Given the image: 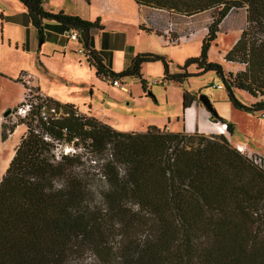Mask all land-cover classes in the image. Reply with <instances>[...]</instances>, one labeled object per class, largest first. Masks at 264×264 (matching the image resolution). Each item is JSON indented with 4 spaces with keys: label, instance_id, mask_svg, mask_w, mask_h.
I'll return each instance as SVG.
<instances>
[{
    "label": "trees",
    "instance_id": "trees-1",
    "mask_svg": "<svg viewBox=\"0 0 264 264\" xmlns=\"http://www.w3.org/2000/svg\"><path fill=\"white\" fill-rule=\"evenodd\" d=\"M18 1L40 39L45 21H54L77 30L89 49L88 32L100 27L98 20L48 10L43 0ZM134 1L177 17L212 10L199 54L169 73L164 56L137 53L115 72L96 51H84L97 76L135 78L147 91L141 65L160 60L164 78L182 82L213 72L232 107L264 113V0ZM236 8L245 9L246 26L224 59L242 68L224 72L207 53L221 20ZM190 64L197 70L192 74L186 71ZM236 90L256 101L243 103ZM195 99L184 91L183 109ZM43 106L62 114L43 120L38 117ZM209 112L232 132V122ZM24 120L26 131L0 179V264H264V171L222 134L211 139L153 125L119 131L46 96ZM14 127H2L1 139ZM43 133L73 141L81 152L54 160V142ZM85 155L92 167L81 161Z\"/></svg>",
    "mask_w": 264,
    "mask_h": 264
},
{
    "label": "crops",
    "instance_id": "crops-1",
    "mask_svg": "<svg viewBox=\"0 0 264 264\" xmlns=\"http://www.w3.org/2000/svg\"><path fill=\"white\" fill-rule=\"evenodd\" d=\"M7 2H11L13 6H8L11 9L10 11L7 9V6H0V56L3 57L10 50L17 51L20 49L22 53L31 50V37L36 35L39 40L36 58L32 60L31 57L28 63L25 62L27 67L30 66L32 70L28 71L34 74V87L36 90L42 95L59 101L62 104H72L78 113L92 116L109 124L116 130L126 132L145 130L138 129L142 125L140 123L137 124V114L129 106L135 105L137 101H141L143 98L151 97L155 99L151 87L153 84H150L146 76L153 74L164 78L163 64L162 66H147L148 62L142 63L140 71L142 78L146 80L147 91L144 92L138 80L140 90L135 93L132 91L133 86L126 82V78L130 77L120 79L124 88L121 89L113 85L108 78L97 76L94 66L90 65L87 60L86 53L79 52L78 49L83 48L84 51H88L89 49L96 51L115 72L126 67L137 53H156L157 51L153 47L164 46L161 44V41L168 43V37L166 34L156 32L151 24L152 21L146 15L149 8L136 4L134 0H88L87 2L84 0H43V5L48 10H62L66 14L77 15L88 21L98 20L100 27L91 28L88 32L90 47L87 49L83 45L78 31V39L70 40L65 34L66 30L64 26L54 21H45L43 38H38L36 30L26 14L24 5L18 0H7ZM151 35H154L156 38H153ZM141 41L144 44L148 43V45H141ZM161 55L167 61L170 60L168 56ZM178 66L176 65V69L171 71L168 65V72H178ZM192 66L193 70L191 73L187 70L188 67L186 68V71L190 74L197 71L196 66L194 64ZM145 69L147 71L146 74H144ZM18 71L13 75H8L3 70L0 71V77L11 81L15 78ZM163 78L161 80L162 83H165V79L169 82L172 81ZM184 81H187V79ZM216 84L221 83L218 82ZM184 91H182V94ZM20 95L12 100L5 99L2 110L5 108L7 110L16 102L18 103ZM251 98L253 101H256V98ZM210 104L220 117L233 123L232 132L230 133L234 134L236 126L232 120H234V110L238 109L232 107L227 99V93L224 98L212 100ZM168 113L161 125L153 123L149 124V126L153 125L166 130L170 129V131L184 130L188 133L197 131L203 134H220L215 128V122L210 119L208 110L196 99L184 109L181 103L180 113L175 115V117L170 118ZM18 127L22 128H19L17 131ZM25 131V126L22 124L17 125L9 133L8 138L2 141L4 144L1 145V148L3 149L7 146L10 136L14 134L16 135V139L12 145L17 146L21 135ZM227 132L229 131L226 128L224 135ZM249 140H251L250 136L236 144H243L244 142L247 145V143L250 144ZM251 148L258 152L263 151L258 146ZM13 152L9 156L10 159Z\"/></svg>",
    "mask_w": 264,
    "mask_h": 264
},
{
    "label": "rangeland",
    "instance_id": "rangeland-1",
    "mask_svg": "<svg viewBox=\"0 0 264 264\" xmlns=\"http://www.w3.org/2000/svg\"><path fill=\"white\" fill-rule=\"evenodd\" d=\"M84 1L87 2L88 0H84ZM0 6H7V9L10 11L11 9L8 8V6H13V4L11 2H7V0H0ZM8 10L7 12H9ZM146 15H148L149 19L152 21L151 24L155 28L156 32L161 34H166L168 37V43L161 41V44L164 46L161 47L154 46L153 48L157 52L156 53L153 52V53L159 55L163 54L168 56L170 58V60L168 61V65L171 71H174L176 69L175 67L176 65L179 66L183 65L189 57H195L199 54L202 38L207 33V25L211 22L213 17L212 10H206L192 16L177 17L176 15H168V13H165L163 11H156L150 8L149 10H147ZM245 26H246V13L244 8H236L228 12V14L221 20L218 26L219 30L216 33L215 40H213L210 43V47L207 53V60L222 64L224 72L231 71L234 73L240 70L242 68L240 66L242 65H239V63L226 61L224 59V55L232 47L234 42L239 37L242 28H244ZM174 34H178V36L172 38V35ZM151 36L153 38H156L154 37V35ZM38 45H39V40L37 39V36L34 35L31 37V50L25 51L23 53L21 52L20 49H18L17 51L10 50L6 54H4L3 57L0 56V71L5 70L8 73V75H13L14 73H16V71L18 70L20 71L21 68L26 69V71L28 70L32 71L30 66L27 67L26 63H28V61L31 60V57L32 60H35L36 50L38 48ZM141 45L147 46L148 43L144 44V42L141 41ZM25 53H27V55H25ZM154 65L162 66V62L160 60H157L147 63V66H154ZM187 70L190 73L192 72L193 70L192 64L188 66ZM144 71H145L144 74H146L147 73L146 69ZM16 76L11 81L10 80L8 81V79H4L0 77V132L2 127H6V129L7 128L9 129V127L12 125L17 127V125L22 124L23 126H25V129L27 128L26 120L24 119H22L24 120L22 123H19L20 120L11 124L2 121V118H4L3 111L6 110V108L2 110V107L5 104V99L12 100L24 91L23 84L18 81H15ZM146 77L149 81L152 79L159 80V83L151 85L152 93L155 99H152L151 97L143 98L141 101H137L135 105L129 106V108L135 111V113L137 114L136 116L137 124L140 123L142 125L138 127V129L140 130L146 129V127H148L149 124H153V123L161 125L168 112L170 113V114L168 113L170 118H173L175 117V115L179 114L182 91L184 90H186L188 93L194 94L196 96V100L200 104L202 103L198 98L201 95L206 96L209 101L215 99H221L226 96L225 89L213 88L212 84H216L220 82V79L213 72H207L201 76L191 75L187 77V81H182L180 83L178 81L169 82L166 79H165V83L164 82L162 83L161 80L163 77L160 75L149 74V76ZM126 82L133 86L132 91H134L135 93L140 90L138 87L137 79L126 78ZM235 95L240 101H242L245 104L255 102L253 101L251 96L245 91H235ZM15 104L12 105L9 109L14 108ZM206 110L208 109L206 108ZM49 113L59 116L62 114V111L61 109H59L58 112H52L51 110H49ZM260 113L261 112L249 113L245 111L234 110V114H233L234 120H232L236 126L234 134L230 132H227L225 135L222 134L223 136H225L230 147L233 148V145H236V143L238 142H242L244 139H247V137L250 136L251 140L249 141L251 145L247 143L246 147H248L250 150L254 152H258L253 148H251L254 146H258L261 149H263L262 152H264V117ZM209 117H210V112H209ZM214 122L217 123L224 121H214ZM19 128L22 127H18L17 131L19 130ZM168 131H170V129ZM9 133L11 132H9V130H6V135H7L6 139L8 138ZM204 135L207 136L208 138L214 139V136H217L218 134L204 133ZM15 139H16L15 134L10 136L7 146L2 149L1 145L4 144L2 142L4 140L1 139V135H0V176L1 174L3 175L4 173L3 171L6 167V164L10 159L9 156L14 151L12 149L16 148L15 145H12ZM65 143L67 142H64V144ZM69 144H73V141ZM262 152H258V153L264 155V153ZM88 155L83 156L81 158V161L84 162V166L92 167L94 163L93 161H89L90 158L89 156L92 157V155L89 156Z\"/></svg>",
    "mask_w": 264,
    "mask_h": 264
},
{
    "label": "built area",
    "instance_id": "built-area-1",
    "mask_svg": "<svg viewBox=\"0 0 264 264\" xmlns=\"http://www.w3.org/2000/svg\"><path fill=\"white\" fill-rule=\"evenodd\" d=\"M65 34L68 39L70 40H77L78 39V33L75 29H69L65 31ZM172 40V39H171ZM79 52H84L83 48L78 49ZM110 82L121 88L124 89L119 79L110 78L108 77ZM16 81L20 82L24 86V91L21 93L20 99L18 103L14 106V108L11 109L10 113L7 116H4L2 118V121L8 122L9 124L14 123L18 120L26 119L30 115L31 110L33 109V106L39 101L45 98L44 95H42L36 88L34 87V74L26 71V70H20L16 76ZM159 83V80L152 79L150 80V84H157ZM214 88H221V84H213ZM52 112H54V109H50ZM264 116V113L261 114ZM43 120H46L49 117V113L43 106L41 110L39 111V115ZM8 119V120H7ZM215 128L220 134H224L226 132L227 125L224 122H217L215 123ZM34 132L35 133H41L40 129L38 127L34 126ZM42 138L46 141H53V147L51 149L52 157L54 160H60L62 156H71L75 155L79 152H81V148L79 146H76L74 143L69 144L71 142H67L64 144V142L53 140L47 133L42 134ZM246 144H236L234 145L235 149L243 155L251 164L256 166L257 168L264 171V155L258 152H254L250 150L248 147H246Z\"/></svg>",
    "mask_w": 264,
    "mask_h": 264
},
{
    "label": "water",
    "instance_id": "water-1",
    "mask_svg": "<svg viewBox=\"0 0 264 264\" xmlns=\"http://www.w3.org/2000/svg\"><path fill=\"white\" fill-rule=\"evenodd\" d=\"M201 103L210 111L212 109V106L210 104V101L208 100V98L204 95H201L199 98H198ZM11 109H7L4 113H3V116H7L9 113H10Z\"/></svg>",
    "mask_w": 264,
    "mask_h": 264
},
{
    "label": "bare ground",
    "instance_id": "bare-ground-1",
    "mask_svg": "<svg viewBox=\"0 0 264 264\" xmlns=\"http://www.w3.org/2000/svg\"><path fill=\"white\" fill-rule=\"evenodd\" d=\"M9 159V158H8Z\"/></svg>",
    "mask_w": 264,
    "mask_h": 264
}]
</instances>
